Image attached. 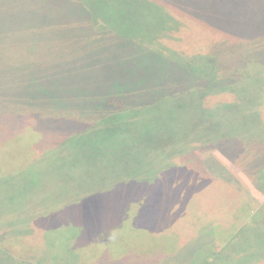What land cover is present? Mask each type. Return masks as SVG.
<instances>
[{
  "label": "rangeland",
  "instance_id": "374dc122",
  "mask_svg": "<svg viewBox=\"0 0 264 264\" xmlns=\"http://www.w3.org/2000/svg\"><path fill=\"white\" fill-rule=\"evenodd\" d=\"M263 104L264 0H0V264H264Z\"/></svg>",
  "mask_w": 264,
  "mask_h": 264
},
{
  "label": "trees",
  "instance_id": "16d2710c",
  "mask_svg": "<svg viewBox=\"0 0 264 264\" xmlns=\"http://www.w3.org/2000/svg\"><path fill=\"white\" fill-rule=\"evenodd\" d=\"M86 6L88 7V5H86ZM91 12H92V15H95L96 16V8H95L94 11L91 10ZM170 29H171V26H169V31H170ZM214 49H217V51H215L216 54L215 55H212V57L211 56H208V58L212 62V65H211L212 73L211 74H206V73H202V72H197L196 73L197 78L196 79L195 78L193 79V82L194 83H193L192 87L188 89V91H190V90L193 89L194 92H198L196 94V96H198V97L206 96V95H213V94H211V92H212V89L215 88V87H212V85L215 82H222V83L224 82V85H223L224 88L223 87L222 88H223V90H226V92H227V93L226 92H221V94H218L219 92L216 91V92H218L217 94L220 95V96H218V98L225 97L227 94H232V92H231V88L232 87L231 86L233 84H235L236 82H238L240 80V78H241V77L235 78L236 77V72L234 70L231 71V70H229L230 69L229 67L224 66L223 58H225V56H223L221 54V57H223V58L220 59V53L218 51V49H220L219 46L218 45H214ZM200 65H203V63L200 64ZM189 75L190 74H187L186 80L187 79H190ZM199 75H201V76H199ZM228 76H230V77L228 78ZM224 77L225 78L227 77V79L224 80L225 79ZM222 78H223L224 81H216L217 79L219 80V79H222ZM232 80H233L234 83L233 84H230ZM201 82L206 83L207 85H208V83H210V84L207 87H203V86L199 85V83H201ZM224 93H226V95H224ZM213 96H215V95H213ZM260 107H264V104L262 106H260ZM217 114H218L217 111L211 113L212 117L217 116ZM9 117H10L9 114L8 115H3V116L0 115V122H2L3 119L11 120V119H8ZM261 120L264 122V117L263 116L261 117ZM236 132H239L240 133V130H238ZM242 133H243L244 139H241L240 134H237V133H236V135L231 136L233 138H231V137H229V138L228 137H225V138L235 140V138L237 136H239L240 137V140H242V141H237V140H235V141H237L238 143H244V144L245 143H253V141H259V140H255V139L245 138L244 135H246V133H248V132H245L243 129H242ZM0 138H1V136H0ZM227 139H225V140H227ZM236 139H239V138H236ZM245 140H247V141L245 142ZM260 142H262V141H260ZM259 155H261V157L264 159V153H260V154H258L256 156H259ZM251 156H254V152H253V149L252 148H249L248 151H247V153L244 154L243 157H245L247 159V158H250ZM0 158H1V154H0ZM219 165H220V163H219ZM263 168H264V163L262 161V163L258 167V169H255L254 174H252V175H248L247 174L248 177L251 179V181L255 184V186H257V188L260 189V190H264V172L262 170ZM262 192H264V191H262ZM238 208L239 209H242V211H247L250 214V216L253 215V214H260V213L263 214L262 211L264 209V202L261 203V204H259V206H256L253 202H249L246 205H245V203H242L239 207H236V209H238ZM231 216L233 218L235 217V215H232V213H231ZM20 227H22L23 229L22 228H15L13 226V224L10 225V226H8L9 232H11L13 234H17V235H13L12 237H9V239L6 238V237H4L3 243L0 244V248L2 247L1 249L4 251V255L6 257L10 258V259H13L14 258L13 255H16V254H15V251L14 250H11L12 247L6 248V242L16 240V238H18L17 236H23V237H25V236L33 233V232H36L30 226H25V227L20 226ZM259 230H260L259 233H256L257 235L264 234V232L262 231V230H264V228L263 229L260 228ZM20 240L22 241V239H20ZM234 240L235 239H233L230 244H237L238 243V242H234ZM25 243L28 244V246H30V244H31L30 247H33L32 246V243L30 241H27ZM3 248H5L6 250L3 249ZM34 249H38V248L36 247ZM71 249L72 248H70V251L74 252V248L72 250ZM31 251L32 250L25 251V255L22 256L24 258V260H26L27 262H30V260H31V259H28L26 257L27 255L33 254ZM10 252H12V253H10ZM164 260H166L167 262L170 261V259L168 260V259H166L164 257L163 260H161V261H158V260H151V262L145 261L144 264H164V263H166V261H164ZM23 262H25V261H23ZM110 264H113L111 262V260H110Z\"/></svg>",
  "mask_w": 264,
  "mask_h": 264
}]
</instances>
